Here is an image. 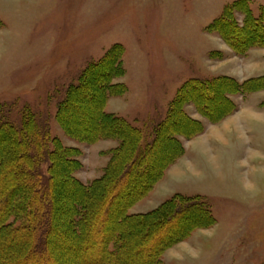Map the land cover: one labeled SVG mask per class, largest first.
Returning <instances> with one entry per match:
<instances>
[{"label":"rangeland","instance_id":"obj_1","mask_svg":"<svg viewBox=\"0 0 264 264\" xmlns=\"http://www.w3.org/2000/svg\"><path fill=\"white\" fill-rule=\"evenodd\" d=\"M239 1L0 0V103L13 106V117L23 106L30 107L48 123L51 137L76 150L73 160L80 166L72 171L76 188L59 183L54 189V210L38 209L35 224H51L50 239L40 248L48 254L43 262L142 264L143 252L138 246L152 241L145 250L147 257L154 252L152 247L188 229L184 239L168 244L152 264H264V86L262 82L249 83L251 90H256L245 93L238 88L250 79L264 77V46L252 47L242 55L231 47L227 32L222 35L211 29ZM245 1L258 17L264 0ZM232 14L242 26L244 13L234 9ZM92 64H99L98 73L105 75L96 74L99 81L95 85L88 83L95 100L84 95L69 101L72 108L63 113L61 119L66 123L62 126L55 117L57 107ZM120 68L121 75L110 77L109 72ZM220 77L234 81L221 82L231 86L229 91L240 90L227 97L235 109L222 114L217 112L226 105L216 95L221 84L205 90V86L196 85ZM100 81L111 89L102 92ZM101 97L103 111L140 132L143 145L153 140L154 128L166 119L175 101L180 105L176 102L174 106L182 104L188 116L187 120L179 117L178 109L171 117L176 125L170 123L172 135H179L183 154L125 215L146 214L178 194L204 198L213 223L193 227L196 224L184 219L182 212L157 232H148L146 238L145 224L139 218L130 220L131 225L126 220L120 224L112 220L106 204L112 211L117 209L118 195L111 198L107 194L95 207L96 219L83 220L81 235L79 229L74 230L68 215H73L72 203L81 196L79 186L86 187L102 177L110 152L121 145L115 136L97 137L92 143L71 137L96 132L94 125L99 128L100 124L96 101ZM192 122L203 129L192 127ZM128 143L126 152L134 142ZM161 147L154 153L157 163H163L173 148L168 145L162 154ZM136 156L132 153L127 159L132 163ZM60 163L54 167V174L59 172L55 182L64 177L66 168ZM152 165L151 172L157 167ZM17 166L14 163L9 172ZM88 228L92 231L87 236ZM39 232L25 230L12 235L9 243L0 245V262L7 256L29 253ZM120 233L122 241L103 239Z\"/></svg>","mask_w":264,"mask_h":264},{"label":"trees","instance_id":"obj_2","mask_svg":"<svg viewBox=\"0 0 264 264\" xmlns=\"http://www.w3.org/2000/svg\"><path fill=\"white\" fill-rule=\"evenodd\" d=\"M234 9L244 13L242 26H239L233 19L232 12ZM226 12L227 14L224 15V19L216 21L211 29L213 28L216 31L220 30L222 35L227 32V39H229L231 47L236 52L244 55L252 47L264 46V8L260 9L258 17H254L248 2L241 0L234 3V5L229 7ZM227 28L229 29L228 31ZM98 67L99 64L90 65L86 71H84L78 85L76 87L71 86L68 89L65 99L57 107L55 117L62 126L66 123L64 122L63 124L61 119L62 115L63 113H66V108H72V100H77L79 96L82 97L84 95H90L92 100H95V94L90 90L92 87L88 85V83L90 84L91 82L95 85L99 81L97 76H95L96 74L103 77L105 76L103 73H98L100 71V68ZM121 73L122 70L120 68L119 70L114 69V71L111 73L109 72L108 74L111 75L110 77H118ZM224 81L232 82L233 80L220 77L206 82H200L196 85L200 86L199 88L202 89L205 86V90L206 88L209 89L210 86L216 84L219 85V83L221 84V82ZM107 82L100 81L101 84H104L99 86V89H101L102 92L111 89L105 86ZM258 82H262V85L264 86V77L250 79L244 84L238 86V88H242L244 93L246 91L251 92L255 88L251 90L252 88L249 86V83ZM230 88L231 86L229 84H226V86H223V84L218 86V92H216V95L218 98H222L226 105V109L223 107L217 112L218 114L225 113V111L228 112V108H230L231 111L232 109H235V105L227 97L229 94H236L238 91L240 92V90L233 89L232 91H229ZM199 97H202V94H199ZM176 102L177 101L171 105L166 119L154 128L153 140L150 143L143 145L141 144L142 138L140 132L131 128L120 118L105 113L102 109L104 103L102 97L96 101L100 122L99 128L94 125V128H97L95 129L96 132H89L87 134L81 133L78 137H71H75L74 139L81 142L92 143L98 138L107 139L109 138L108 136H115L116 139L121 141V145L118 149L110 152V163L105 168L102 177L95 179L86 187L82 186L83 188L79 184V192L81 196L77 198V201H73L72 203L74 211L73 215H68L69 223L75 225L74 230L79 229L83 220L93 221L96 219L97 215H94L95 207H97L99 201L104 199L107 194H109V196L111 195V198L112 195H118V198L115 199V203H117L115 204L117 205L116 208L118 207L117 209L114 208L112 211L110 210L109 204H106L107 208L105 206V208L110 211V217H112V220L118 224L123 220H126L125 222H129L130 224V220L139 218L141 220L140 223L145 224L146 233H144L143 237L146 238L148 237V232H157L160 226L178 217L182 212L185 214L183 217L184 219L187 218L189 221L196 224L193 227H203L204 225L214 222V218L211 215L204 198L199 196L183 197L178 194H175L156 209L146 214L136 216L125 215L126 209L144 198L153 186L162 178L166 169L183 154V145L180 140L177 139V136L179 135L178 133L172 135L171 132L173 130L171 129L172 127L170 123L174 122L176 125V119L171 120V117L173 112H176L178 109L180 114V116L178 115L179 117L187 120L188 116L184 114L185 112H183L181 108L183 106L182 104L180 107L178 106V108L177 106H174L176 105ZM11 107L13 106H9L6 103H0V245H6L10 242L9 239L12 235H17L25 230L32 234L35 230L39 229V235H41L36 236L34 241L35 247L31 250L32 252L28 250L29 253H25V256L22 257H20L19 254H16V256L11 258H8L9 256H7L4 260H1L2 262H0V264H49L48 261L43 262V260L45 261L48 258V254H44L42 251L43 249L40 250V248H43V245L46 246L48 239H50L48 233L51 230V224L50 222H46V224H35L36 219H38V209H46V212H52L54 210V189L59 183L64 181L68 185L76 188L78 183H76L72 176V171L78 169L80 166L73 160V156L76 155V150L64 147L58 138L51 137L48 123H43L30 107L23 106L18 110L17 115L14 117L12 116L13 110L11 111ZM205 113L208 114L209 110L205 111ZM203 117L208 118V115H204ZM222 117L224 118V114ZM191 124L194 128L198 126L199 130L203 129L199 123L192 122ZM67 133L68 135H72L71 133L73 132L67 131ZM180 135L183 136V133ZM130 140L135 143L136 148L133 149L134 143H131L133 146L126 152V146H129L127 143L129 142L128 144H130ZM160 144L163 146L160 148L163 151L162 154L165 153L164 149H166L168 145L173 147L172 150L166 154L163 163L155 162L154 156L156 150L159 151V148L157 147H159ZM132 153H135L137 156L135 159L133 157L131 161L134 160V162L130 163L127 157ZM120 158L122 160L118 161ZM128 162L131 165H129ZM14 163L18 166L13 172H9L10 167ZM58 163L65 165L66 169L64 171V177L57 179V182H55L54 177L59 175V172L55 175L56 170L54 167L55 164L58 165ZM152 164H157V167H155V171L153 172L150 170ZM8 173L9 178L6 179L5 176ZM94 195H96L95 198L93 197ZM43 209L41 213L44 212ZM110 222L112 223V221ZM115 225L116 224L112 225V227H115ZM189 226H192L191 223ZM187 230L188 229L178 235V237H168V242L162 241L156 248L152 247L151 249H153L154 252L147 257L145 250H148V246H150V242L152 241L142 244L141 247L138 246L139 251L143 252L140 262L142 264H152L153 261L157 259L158 255L160 256L162 254V251L165 250V247L168 244L173 243L178 239H184ZM91 231L92 230L89 228L87 229V236ZM79 232L81 235V232H83L82 228L79 229ZM120 237L121 233L120 235L117 234L115 237L114 235L108 236L107 234L104 235L103 239H107L110 243H114L117 241V238L119 241H122L120 240ZM36 244H38V246ZM37 247H39V249H37ZM30 254L36 255L31 257Z\"/></svg>","mask_w":264,"mask_h":264},{"label":"crops","instance_id":"obj_3","mask_svg":"<svg viewBox=\"0 0 264 264\" xmlns=\"http://www.w3.org/2000/svg\"><path fill=\"white\" fill-rule=\"evenodd\" d=\"M249 114V113H248ZM247 115V114H246ZM249 115H251V114H249ZM256 115H258V114H255V115H251V116H256ZM245 118V116L244 117H238V120H241V119H244Z\"/></svg>","mask_w":264,"mask_h":264}]
</instances>
